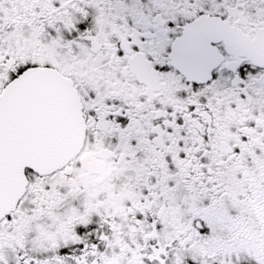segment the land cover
Wrapping results in <instances>:
<instances>
[{"label":"snow or ice","instance_id":"6c2138e0","mask_svg":"<svg viewBox=\"0 0 264 264\" xmlns=\"http://www.w3.org/2000/svg\"><path fill=\"white\" fill-rule=\"evenodd\" d=\"M0 264H264V0H0Z\"/></svg>","mask_w":264,"mask_h":264}]
</instances>
